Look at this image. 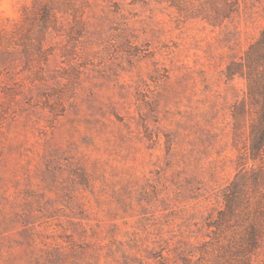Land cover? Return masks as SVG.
Wrapping results in <instances>:
<instances>
[{
  "label": "rangeland",
  "instance_id": "rangeland-1",
  "mask_svg": "<svg viewBox=\"0 0 264 264\" xmlns=\"http://www.w3.org/2000/svg\"><path fill=\"white\" fill-rule=\"evenodd\" d=\"M32 1L0 0V264H243L216 257L240 228L211 223L249 144L224 72L264 0H76L40 58L16 32ZM246 197L264 264V189Z\"/></svg>",
  "mask_w": 264,
  "mask_h": 264
},
{
  "label": "trees",
  "instance_id": "trees-1",
  "mask_svg": "<svg viewBox=\"0 0 264 264\" xmlns=\"http://www.w3.org/2000/svg\"><path fill=\"white\" fill-rule=\"evenodd\" d=\"M76 0H33L30 10H27L23 16V22L16 32L25 29L22 37L30 41L38 40L37 54L41 57V43L46 39V35L51 31H57L59 14L66 15L69 11L72 13V21L79 25L75 16ZM80 33L77 29H71L68 33V39L79 38ZM39 39H41L39 41ZM8 42V35L4 32L0 34V42ZM10 42V41H9ZM14 45H17L14 43ZM25 56L26 49L22 51ZM27 58V57H26ZM228 80L232 81L236 76L244 79L246 82V95L244 99L233 105L232 118L235 129L238 131L243 128L246 114L250 117L249 123V144L244 146V152L238 160V172L230 186L222 189V198L224 209L218 211L217 220L212 225L217 229L228 228L232 223L237 225L240 230L235 233L234 238L217 247L219 251L216 257L221 258V251L225 250L232 256V260L237 263L248 264L251 255L259 248L262 241L261 228L256 223V215L248 207V191H260L264 189V168L257 167V170H247L248 160L253 162L264 160V29L259 38L251 44L240 61H232L224 72ZM261 202H257L256 208ZM211 226V225H210ZM220 244L219 241L216 242ZM225 245V246H224ZM238 259V260H237Z\"/></svg>",
  "mask_w": 264,
  "mask_h": 264
}]
</instances>
